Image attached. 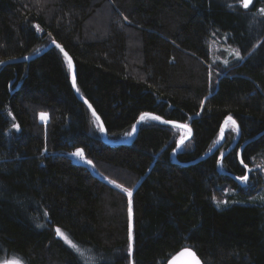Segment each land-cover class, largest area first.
<instances>
[{"label":"trees","instance_id":"trees-1","mask_svg":"<svg viewBox=\"0 0 264 264\" xmlns=\"http://www.w3.org/2000/svg\"><path fill=\"white\" fill-rule=\"evenodd\" d=\"M260 8L264 0L249 9L238 0H0V62L55 40L106 129L105 141L57 48L0 66V258L84 264L59 228L80 257L90 255L86 264H129L128 197L108 183L115 180L133 191V264H165L184 247L203 264H264L254 176L246 185L230 176L246 173L240 158L264 167ZM213 39L241 58L212 63ZM143 113L188 125L191 137L173 156L181 129L144 120L131 142L108 143L127 140ZM228 115L240 139L222 172L230 128L214 153L191 163L215 145ZM78 148L95 167L73 158Z\"/></svg>","mask_w":264,"mask_h":264},{"label":"snow or ice","instance_id":"snow-or-ice-1","mask_svg":"<svg viewBox=\"0 0 264 264\" xmlns=\"http://www.w3.org/2000/svg\"><path fill=\"white\" fill-rule=\"evenodd\" d=\"M238 3L244 8V9H249V7L253 4V0H238ZM229 7H231V5H229ZM259 14L260 15H264V8H260L259 10ZM35 27L37 28V30L39 31V25H35ZM53 43L56 44V41L53 40ZM57 48H60V51L64 53V56L66 57L67 61H68V68L71 71L72 70V60L71 58L68 56V53L64 51V49L59 45L56 44ZM38 51V50H37ZM231 53L236 57V58H241L240 55V51L238 49H231L230 50ZM2 63V62H0ZM225 64L228 63V61H224ZM73 87H76V79L75 76H73ZM77 91H79V89L77 88ZM85 103H88L87 100H85ZM89 108H92L91 104H88ZM93 116L95 117V121L94 123L96 124V126L98 127L99 131L101 133H106V129L103 125V123L100 121V117L96 115L95 111L93 110ZM9 115H11V113H9ZM48 118V114L47 113H41L40 114V119L41 120H47ZM144 120H156V121H160L163 124H172L173 127L178 128V129H186V134L181 136L179 138V141L176 144V149L181 148L182 145L185 144V141L189 139V137L191 136V130L188 128L187 125L185 124H177L174 121H169V120H164L162 119L160 116H156V115H151L149 113H143L140 116V121H144ZM138 121V123L140 122ZM13 127L16 128L17 130H19V125L17 124H13ZM230 128L231 131L236 132L237 134H239V125L237 124L236 120L233 119V117L231 115H228L225 120H224V125L221 127L220 129V137L219 139H223L224 137V133L226 131V129ZM136 130V126L133 125V129L132 132H128L125 133V135L127 136H131ZM217 143H219V140H217ZM176 149L173 150V152L175 153ZM72 156L75 157H79L82 160H84V162L88 165H91L93 167H95V165L93 164V162L91 160H87L85 159V153L83 149H76L75 152L71 153ZM224 154L221 153V158L220 160L217 161L218 164L222 163V159H223ZM237 156L239 157L240 154L237 153ZM240 164L243 166L244 169L251 171V169H249V165L247 163H245L243 158H240L239 160ZM260 167V166H257ZM103 175V174H101ZM105 180H108L107 177H103ZM236 180L240 181L242 184H246L249 180V176L247 174V172L244 175L241 176H237ZM108 183L113 185L114 187L120 189L123 193H125L128 197V215H129V231H128V240H129V244H128V256L131 257L132 255V251H133V234H132V196H133V191L131 188L125 187L122 184H118L115 180H108ZM212 199L214 201H216L217 207H219L221 204L223 203H227L226 201H221V200H217L216 197H212ZM261 199H264V197H261ZM45 215H47V213H45ZM39 226V225H38ZM56 233L58 236H60L61 238L64 239V241L72 248L74 249L77 253H80L81 255H83V253H81L80 248L73 243L59 228L56 229ZM187 254L190 258H191V264H202V262L200 261V259L197 257L196 253L190 249H185V252L181 253V255ZM4 264H23V261L19 260V259H14L11 261H5Z\"/></svg>","mask_w":264,"mask_h":264},{"label":"water","instance_id":"water-1","mask_svg":"<svg viewBox=\"0 0 264 264\" xmlns=\"http://www.w3.org/2000/svg\"><path fill=\"white\" fill-rule=\"evenodd\" d=\"M56 44H59L58 42H56ZM56 44H54L53 42H51L46 48H44L43 50H41L40 52H38V53H36L35 55H33V56H30V57H22V58H19V59H14V60H7V61H2V63H0V66H2V65H4V64H6V63H11V62H19V61H29L30 59H32V58H35V57H37V56H39V55H41L44 51H46L47 49H49V48H52V47H54V48H57L56 47ZM60 45V44H59ZM61 46V45H60ZM59 51H60V48H57ZM61 52V51H60ZM62 53V55L64 56V53L63 52H61ZM69 56V55H68ZM65 57V56H64ZM70 57V56H69ZM71 58V57H70ZM65 59H66V57H65ZM72 60V59H71ZM66 61H67V59H66ZM67 64H68V61H67ZM72 65H73V67H72V70L70 71L69 70V72H70V78H71V84H72V87H73V76H75L76 74H75V65H74V63H73V60H72ZM75 79H76V76H75ZM73 89H74V91L76 92V94H77V96L85 103V100L83 99V98H81V96H79V94L77 93V91H76V88L75 87H73ZM87 106H88V104L89 103H85ZM90 110H91V112L93 113V108H90ZM96 113V112H95ZM150 114V113H149ZM96 115H97V113H96ZM151 115H153V114H151ZM98 116V115H97ZM141 116V115H140ZM140 116H139V118L137 119V121L135 122V126H136V130H135V132L127 139V140H124V141H122V142H116V143H111V142H108V143H110V144H113V145H115V144H119V143H129V142H131L134 138H135V136H136V134H137V132H138V128H139V125H140V123L142 122V121H140ZM100 121L102 122V120L100 119ZM138 121H140L139 123H138ZM175 122V121H174ZM103 123V122H102ZM175 123H177V124H182V123H179V122H175ZM166 125H171V126H173L172 124H166ZM224 125V122H223V124H222V126ZM188 126V125H187ZM221 126V127H222ZM188 128L191 130V128L188 126ZM221 129V128H220ZM182 130H185V131H187L186 129H182ZM191 134H192V130H191ZM225 135V134H224ZM259 136V135H258ZM258 136H255V137H253V138H250V139H248V140H246V141H244L242 144H241V146L239 147V149H238V153L239 154H241V152H242V149H243V147L245 146V145H247L248 143H250V142H252L253 140H255ZM191 137V136H190ZM189 137V138H190ZM103 139L106 141V133H103ZM239 139H240V128H239V134H237L236 133V137H235V139H234V141L231 143V145L225 150V151H223V154H224V156L230 151V150H232L235 146H236V144L238 143V141H239ZM187 141V140H186ZM185 141V142H186ZM223 141H224V137H223V139H219V143H215V145L206 153V154H204L203 156H201V157H199L198 159H196V160H194L193 162H191V163H196V162H198V161H200V160H202V159H204V158H206L207 156H209V155H211L212 153H214L220 146H221V144L223 143ZM183 146V145H182ZM181 146V147H182ZM175 149H176V147H175ZM180 149V148H179ZM179 149H176V151H175V153L173 152V156L177 153V151L179 150ZM223 156V157H224ZM240 157V156H239ZM239 157H238V159H239ZM220 158H221V155L218 157V160H220ZM217 160V161H218ZM219 165L220 164H218L217 163V170L219 171V172H222L221 171V169H220V167H219ZM246 172H247V174H249V172H248V170H246ZM235 181H237L238 182V180H236V177L235 176H233V175H230ZM185 249H190V250H192V251H194L192 248H190V247H184V248H182L181 250H179L178 252H176L174 255H172L167 261H166V263L165 264H191V258L185 253L184 255H181V253H183V252H185ZM195 252V251H194ZM197 255V254H196ZM198 257V256H197ZM199 258V257H198ZM201 261V260H200ZM203 264V263H202Z\"/></svg>","mask_w":264,"mask_h":264},{"label":"rangeland","instance_id":"rangeland-1","mask_svg":"<svg viewBox=\"0 0 264 264\" xmlns=\"http://www.w3.org/2000/svg\"><path fill=\"white\" fill-rule=\"evenodd\" d=\"M209 49H210V53H211V62L212 63L214 62L215 64H219V63L225 64L224 61H228L230 57L236 58L230 51L232 48L227 47L226 45L223 44V42L219 41L218 39H215V40L213 39L209 43ZM42 121L46 122L47 120L46 121L42 120ZM181 131H182L181 136L186 134L185 130L181 129ZM218 140H219V138H218ZM73 158L75 160H79V157L73 156ZM257 166H259V165H255V167L249 168V169H251V171H248L249 174H250V172H252V175L254 176L253 180L250 181V183H251V185H253V187H255V189L257 190V193L261 197H264V167L262 166V168H260L261 165H260V167H257ZM249 174H248V176H249ZM238 183L240 185H246V184H242L240 181H238ZM262 200L264 202V199H262ZM55 231H56V229H55ZM56 236L64 241V239L61 238L60 236H58L57 233H56ZM73 251L77 254V252L75 250H73ZM127 252H128V249H127ZM77 255L84 264H86L85 262H88L91 259L90 255L88 253H85V252H84V256H85L86 260H84V258H82V256L80 257L79 253ZM14 259H17V258H14L12 256L9 258H3V259L0 258V264H4L5 261H11ZM91 262H92V259H91ZM129 264H133L131 257H129Z\"/></svg>","mask_w":264,"mask_h":264},{"label":"bare ground","instance_id":"bare-ground-1","mask_svg":"<svg viewBox=\"0 0 264 264\" xmlns=\"http://www.w3.org/2000/svg\"><path fill=\"white\" fill-rule=\"evenodd\" d=\"M81 160V158H79Z\"/></svg>","mask_w":264,"mask_h":264},{"label":"built area","instance_id":"built-area-1","mask_svg":"<svg viewBox=\"0 0 264 264\" xmlns=\"http://www.w3.org/2000/svg\"><path fill=\"white\" fill-rule=\"evenodd\" d=\"M80 160V159H79ZM81 161V160H80Z\"/></svg>","mask_w":264,"mask_h":264}]
</instances>
